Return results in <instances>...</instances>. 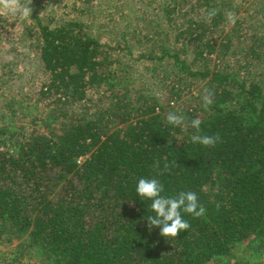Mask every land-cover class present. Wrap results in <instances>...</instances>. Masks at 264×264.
I'll list each match as a JSON object with an SVG mask.
<instances>
[{
	"label": "trees",
	"instance_id": "obj_1",
	"mask_svg": "<svg viewBox=\"0 0 264 264\" xmlns=\"http://www.w3.org/2000/svg\"><path fill=\"white\" fill-rule=\"evenodd\" d=\"M198 1L208 16L177 31L179 51L162 45L144 62L161 68L174 59L191 81H205L202 96L211 92L212 104L203 99L200 134L219 137L211 147L192 143V129L168 125L156 99L136 103L118 88L110 45L83 22L38 23L47 75L40 94L52 101L44 130L18 139L0 128V245L25 237L18 257L32 264H214L250 239L264 246V86L227 71L230 35L219 45L208 40L225 17L219 10L209 17L214 0ZM172 3L164 12L174 20ZM260 7L264 16V0ZM149 35L154 42L157 33ZM188 51L205 71L191 69ZM142 177L157 178L162 195L195 192L204 215L183 214L190 228L177 238L149 231L150 202L135 190ZM10 264L22 262L14 256Z\"/></svg>",
	"mask_w": 264,
	"mask_h": 264
},
{
	"label": "rangeland",
	"instance_id": "obj_2",
	"mask_svg": "<svg viewBox=\"0 0 264 264\" xmlns=\"http://www.w3.org/2000/svg\"><path fill=\"white\" fill-rule=\"evenodd\" d=\"M172 1L0 0V128L7 127L18 139L32 130H44L52 98H42L40 94L47 75L36 49L38 23L53 27L69 20L83 22L89 34L110 45L112 81L128 92L134 102L138 97L146 96L156 99L157 113L166 116L170 111H178L189 119L200 118L205 81H191L179 71L180 66L174 59L166 58L161 68H157L159 64L148 66L147 61L144 62L148 55L157 56L162 45L179 51L181 44L176 39L177 31L186 29L189 18L198 21L202 15L208 16L205 6L197 5L201 1L177 0V16L172 20L173 15L164 12L168 3L169 11L173 9ZM260 1L214 0L213 9L208 11L219 10L225 21L218 27L219 35L209 36L208 40L219 45L230 35L233 46L222 58L228 61L225 62L228 63L227 71L238 74L240 79L249 75L255 83L264 86V16L259 12ZM20 6L30 7L31 13L22 18L16 14ZM229 14L234 17V24L229 21ZM149 33H157L152 43L148 42ZM185 55L192 70L205 71L206 66L192 63L190 51ZM216 57L214 52L207 63L208 70L213 69ZM83 161L80 159L78 163ZM25 243V237L2 242L0 264H10L14 256L22 264H32L26 255L18 257L19 246ZM214 264H264V246L250 239L236 245L230 256Z\"/></svg>",
	"mask_w": 264,
	"mask_h": 264
},
{
	"label": "clouds",
	"instance_id": "obj_3",
	"mask_svg": "<svg viewBox=\"0 0 264 264\" xmlns=\"http://www.w3.org/2000/svg\"><path fill=\"white\" fill-rule=\"evenodd\" d=\"M31 13L30 7L20 6L16 13L19 16L26 17ZM216 13L210 12L211 18ZM229 21L235 23L234 17L229 14ZM204 107L212 104V93L205 90ZM166 122L173 128H182L184 130L192 129L191 142L200 144L204 147H211L218 141V136L201 135V120L196 117H189L178 111H170L166 114ZM137 196L150 202V210L153 213L146 219L149 225V231L158 228L160 235L165 238H177L181 233L190 228V224L184 219L183 214H189L195 217L203 216L205 208L199 204L198 196L192 191H181L177 195L166 196L163 185L157 178L142 177L138 179L136 185Z\"/></svg>",
	"mask_w": 264,
	"mask_h": 264
}]
</instances>
